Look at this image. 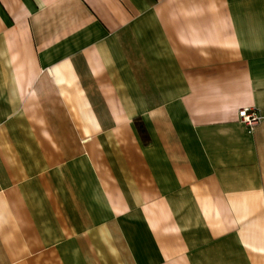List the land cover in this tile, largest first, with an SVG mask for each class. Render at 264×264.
<instances>
[{
  "label": "crops",
  "instance_id": "0c3cea01",
  "mask_svg": "<svg viewBox=\"0 0 264 264\" xmlns=\"http://www.w3.org/2000/svg\"><path fill=\"white\" fill-rule=\"evenodd\" d=\"M0 264H264V0H0Z\"/></svg>",
  "mask_w": 264,
  "mask_h": 264
},
{
  "label": "built area",
  "instance_id": "2783aa9c",
  "mask_svg": "<svg viewBox=\"0 0 264 264\" xmlns=\"http://www.w3.org/2000/svg\"><path fill=\"white\" fill-rule=\"evenodd\" d=\"M238 117L240 121L249 128V130L253 129V127L262 119V115L255 108H241L238 111Z\"/></svg>",
  "mask_w": 264,
  "mask_h": 264
}]
</instances>
